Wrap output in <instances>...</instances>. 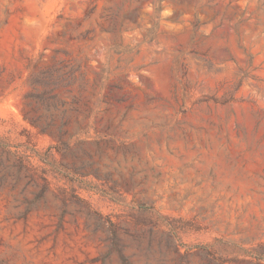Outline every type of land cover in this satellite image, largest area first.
Segmentation results:
<instances>
[{
    "label": "rangeland",
    "instance_id": "obj_1",
    "mask_svg": "<svg viewBox=\"0 0 264 264\" xmlns=\"http://www.w3.org/2000/svg\"><path fill=\"white\" fill-rule=\"evenodd\" d=\"M0 264H264V0H0Z\"/></svg>",
    "mask_w": 264,
    "mask_h": 264
}]
</instances>
